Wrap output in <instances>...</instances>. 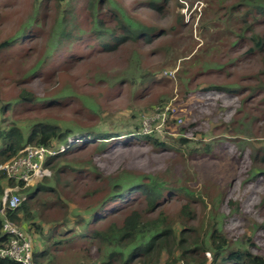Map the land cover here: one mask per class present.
Wrapping results in <instances>:
<instances>
[{"label":"rangeland","instance_id":"rangeland-1","mask_svg":"<svg viewBox=\"0 0 264 264\" xmlns=\"http://www.w3.org/2000/svg\"><path fill=\"white\" fill-rule=\"evenodd\" d=\"M88 1L79 0L75 4L78 9L73 17L68 12L69 0H55L50 6L44 0H0V39L8 37L18 26H21L18 22L28 21L33 16L36 6L39 18L42 20L41 25L47 32H51V29L56 27V18H61L63 15L67 16L70 26L75 18L82 25L89 19ZM93 1L97 2V14L105 19L107 26L115 24L113 20L115 12L113 14L108 11L112 4L123 9L132 20L156 28H173L175 36L162 37L168 38L163 46L168 50L154 55L151 54V47H136L135 44L128 43L115 52L103 53L91 36L87 39L75 37L68 48L62 47L57 51L45 52L43 46L51 38L50 33L47 36L41 33V39L29 44L27 41L30 38H23L0 52V105L16 96L19 85L30 89L37 96L52 95L63 86H69L71 91L57 103L44 102L32 105L12 102L6 112H0V127L7 128L15 124L26 133L27 126L35 120L54 121L61 129L65 125L71 128L81 125L92 130L110 133L129 132L137 127L142 133L149 132L159 141L174 145L173 140L181 135L179 130L192 125L193 129L184 135L190 142V148H198L204 143L211 146V152L202 151L189 156L185 146H180L178 153L162 149L158 152L153 151L149 145H144V148L113 149V151L110 150L112 152L108 151L96 158L99 172L105 176L116 177L120 168H125L155 172L169 179L178 178L195 192L201 193V197L206 199V204L208 202L204 194L212 192L214 194L210 195L212 197L218 194L219 200H222L224 204L217 216L224 218L228 237L232 240H243L246 244L250 242L264 253V232L259 229V226L264 223V204L260 205L264 197V179L255 181L252 185L250 181L245 182L246 178L241 172L244 164L239 161L244 153L255 148L264 149V131H262L264 122L263 120L259 123L255 122L256 125L251 128L238 125V120L241 121L245 113L264 118L263 114H259L264 106L256 104L254 97L247 103H241L242 99L248 97L247 94L233 95L228 101H223V96L227 95L221 91L210 97L192 93L185 101H180V82L177 80L178 72L189 65L190 61L187 60L196 58L197 66L200 61L207 58H221V64L224 63V66L220 73L210 72V74L202 73V75L199 73L197 78L191 77V80H194L193 82L198 84L199 88H204L208 84L231 86L233 89L239 86H251L253 84L251 76L261 69L260 63L264 58V50L238 58L242 51H235V47L233 45L234 48L230 47V44L223 45L225 36L228 35L225 27L231 28L233 24L228 25L231 21L226 22L223 11L216 16L213 15L219 0H170L168 7L163 11L153 10L144 3L146 0H110L108 8L100 0ZM230 1L228 0V3ZM228 39L231 40L232 37ZM41 52L51 54L49 63L43 68L41 75L30 79L29 82L23 81L25 72L37 60L43 58V54L40 55ZM205 52L208 55L204 58ZM196 54L199 57L195 56ZM135 62H138L140 66H135ZM95 69L99 71L100 76L95 75ZM164 71L173 73V83L166 88L150 89L143 96L137 95L139 92L137 85L129 87L113 84V79L121 75L134 77L133 80L136 79L135 84H137L139 79L141 80L142 73L153 72L159 77ZM196 71H201V65L194 68V73ZM99 91H103V96H98ZM90 97H95L97 104ZM208 98L211 99L208 100ZM82 100L87 101V104L84 105ZM89 101L96 106L93 113L89 110ZM161 116H164V121ZM239 141H241L240 145H238ZM175 148L178 146L176 145ZM86 157V153H78L73 157H66L61 164L90 170L92 169L90 165L80 163L85 161ZM73 176L75 174L66 173L63 181L69 179L72 181ZM55 181L51 170L49 178L29 187H20L17 193L23 195L27 188L45 184L56 189L60 199L62 197L64 201L62 192L59 191L61 188ZM226 194L240 203L239 211L236 213L232 211L234 206L231 209L227 208V201L224 199ZM51 196H53L52 193H43L40 199L47 200L45 197ZM196 203V205L193 204L195 210L199 215L201 213L200 216H205L203 219H207L210 203L208 209H205L203 204ZM84 205L82 201L69 203L68 220L63 223L64 225L60 223L62 213L55 210L57 207L53 210H44L45 206L40 207L39 212L44 221L37 218L36 223H40L47 234H50L49 227L57 222L62 224L63 235L68 232L67 230L78 234L79 228L75 225L76 219L72 212L76 211V208L81 209ZM179 209V206L173 205L168 206L166 211L176 216ZM174 224L177 225V223ZM15 226L29 236L34 251L39 237L25 228L26 223L15 224ZM247 238L250 239L249 242ZM42 243L40 241L41 246ZM80 247L63 246L57 253L58 264H77ZM204 256L210 258L208 253ZM165 259L166 255L162 254L160 263L163 264ZM79 262L85 261L81 258ZM86 264H95L94 258L87 260Z\"/></svg>","mask_w":264,"mask_h":264},{"label":"trees","instance_id":"trees-1","mask_svg":"<svg viewBox=\"0 0 264 264\" xmlns=\"http://www.w3.org/2000/svg\"><path fill=\"white\" fill-rule=\"evenodd\" d=\"M44 1L48 6L55 2V0ZM78 1L69 0L68 3V12L73 17L77 14L78 8L75 4ZM101 1L108 8L110 0ZM169 1L146 0L144 3L155 11H163L168 7ZM87 3L89 19L84 24L80 25L75 18L70 26L67 16L63 15L61 18H56V27H53L51 32H47L42 27V20L39 18L36 6L33 16L28 21L18 22L21 26H18L8 37L0 39V52L23 38L29 37L30 39L27 41L29 44L41 39V33H44V36L50 33L51 38L43 46L45 52L57 51L62 47L68 48L75 37L87 39L92 36L98 49L103 53H112L128 43H133L136 47H151V54L158 55L160 52L168 50L167 47H163L168 38L162 37L175 36L173 28H156L132 20L124 13L123 9L112 4L108 11L115 12V16H113L115 24L107 26L105 19L100 18L97 14V2L89 0ZM44 7L47 9L46 5ZM222 11L225 13L226 22L231 21L228 25L233 24L231 28L225 25L228 35L225 36L223 45L230 44V47H235V51H242L238 58L253 55L254 52H263L264 0H231L229 3L228 0H219L213 10V15L216 16ZM230 36L231 40L228 39ZM42 54L43 52L40 55L42 56ZM207 55L205 52L203 57L205 58ZM195 56L199 57L198 54ZM50 59L51 54H43V58L37 60L25 72L23 81L29 82L30 79L41 75ZM187 61H190L189 65L177 74V80L180 82V101H185L192 93L210 97L221 91L227 95L223 96V101H228L233 95L247 94L248 97L245 96L246 98L242 99L241 103H247L254 97L253 100L256 101V104L264 106V58L260 63L261 69L259 68L258 73L251 76L253 84L247 87L239 86L236 89L217 84H208L204 88H199V85L191 80V77H193L192 79L197 78L199 73L201 75L202 73L210 74V72L220 73L224 66V63L221 64V58H207L200 61L197 66L196 58ZM190 64L193 65L192 69ZM137 65L140 66L138 62H135V66ZM199 65H201V71L194 73V68ZM94 73L100 76L97 69ZM162 73L159 77L153 72L142 73L141 80L139 79L137 84H135L136 79L133 80L134 77L121 75L119 78L113 79V84L114 86L129 87L137 85L139 90L137 95L143 96L150 89L166 88L173 83V77L164 74L166 71ZM192 73H194L193 76ZM18 87L19 91L16 96L0 105L1 113L6 112L12 102L32 105L44 102L57 103L71 91L69 86H63L52 95L37 96L30 89L23 88L22 85ZM98 93V96H103V91ZM90 99H93L97 104L95 97H90ZM210 99L208 98V100ZM86 102L82 100L84 105L87 104ZM256 104L255 106H257ZM88 107L93 113L96 106L89 101ZM260 113L264 115V108L260 109ZM261 120L264 122V118L245 113L242 120H238V125L251 128L256 125L255 122L259 123ZM75 127L71 128L65 125L61 129L59 124L48 120L31 122L27 126L26 133L15 124H11L7 128L0 127V164L15 157L26 146L49 148L57 147L56 145L66 146L62 153H58L46 161V165L52 170L55 182L61 188L59 191L62 192L61 195L65 200L63 201L62 197L60 199L56 189L45 184H38L33 188H27L21 195L20 205L15 210L6 211L5 214V217L16 225L26 223L25 228L34 236L39 237L37 248L33 251L36 264H58L57 253L63 246H81L77 264H86V261L92 258H94L95 264H161L162 254L166 255L163 264H264V253H261L256 245L250 243V239L247 238L249 243L246 244L243 240H232L228 237L224 218L217 216L219 209L224 204L222 200H219L218 194L215 195L216 198L210 196L214 195L212 192L204 194L208 204L210 203V208L208 216H206L207 219H203L205 216H200L201 213L199 215L193 204L196 205L198 202L208 209V204L205 203L206 199L201 197V193L195 192L178 178L169 179L155 172L125 168H120L116 177L105 176L99 172L96 158L110 150L113 151V149L144 148V145H149L153 151L158 152L162 149L178 153L180 146H185L189 156L202 151L211 152V146L204 143L198 148H190V142L184 135L193 129L192 125L179 130L181 135L172 139L175 142L174 145L161 142L152 134H143L137 127H134L133 131L123 133L97 131L81 125H75ZM69 140L72 141L69 142ZM240 142L238 145L241 144ZM176 145L178 148H175ZM78 153L87 154L86 160L80 163L90 165L92 169L82 170L71 165L61 164L66 157H73ZM239 161L244 164L241 172L246 178L245 182L250 181V185H252L255 181L264 179V149L255 148L244 153L240 156ZM66 173L75 174L72 181L70 179L63 181ZM14 185V181L7 180L0 172V209L4 188ZM19 187H23V184L19 183ZM43 193H52L53 196L45 197L47 200H42L40 196ZM224 199L227 201L228 209L234 206L232 211L235 213L239 211V202L234 201L227 194ZM72 201L76 203L82 201L85 204L81 209L76 208V211L72 212L79 232L74 230L78 234H73L70 232L72 230H67L68 232L63 235L61 227L68 220V204ZM182 201L184 202L182 203ZM262 204H264V197L260 205ZM173 205L180 207L176 216H172L170 212L166 211L168 206ZM44 206L46 208L44 210H53L57 207L55 210L62 213V222H60L62 224L58 222L52 224L49 227L50 234L44 232L40 223H36L37 218L44 221L39 212V208ZM231 217L234 216L231 215ZM2 224L3 217L0 215V246L7 242V237L2 233ZM259 229L264 232V223L259 226ZM40 241L43 242L42 246ZM205 253L210 255L209 259L204 256ZM81 258L85 261L84 263L79 262ZM0 264L18 263L7 258H0Z\"/></svg>","mask_w":264,"mask_h":264},{"label":"built area","instance_id":"built-area-1","mask_svg":"<svg viewBox=\"0 0 264 264\" xmlns=\"http://www.w3.org/2000/svg\"><path fill=\"white\" fill-rule=\"evenodd\" d=\"M170 77L173 73L166 72ZM167 115L169 109L167 108ZM164 121V116H161ZM180 122V120H178ZM149 134V132H144ZM66 146L44 147L26 146L15 157L0 164V172L7 180L15 182L14 186L4 188L1 198L0 215L3 217L2 233L7 237L5 245L0 246V258H7L18 264H36L33 257V247L29 236L22 232L13 222L5 217L6 211L15 210L21 203V195L17 193L20 189L19 183L23 187H29L34 183L43 181L51 176V170L46 165L49 158L58 153H62Z\"/></svg>","mask_w":264,"mask_h":264}]
</instances>
